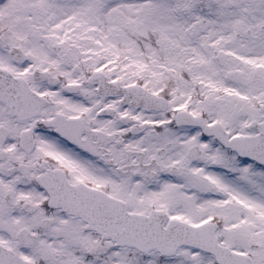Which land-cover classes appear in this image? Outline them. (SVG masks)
<instances>
[{
  "label": "snow or ice",
  "instance_id": "1",
  "mask_svg": "<svg viewBox=\"0 0 264 264\" xmlns=\"http://www.w3.org/2000/svg\"><path fill=\"white\" fill-rule=\"evenodd\" d=\"M0 264H264V0H0Z\"/></svg>",
  "mask_w": 264,
  "mask_h": 264
}]
</instances>
